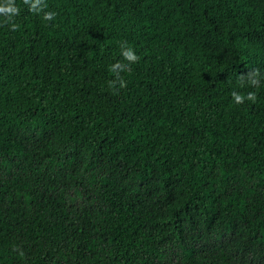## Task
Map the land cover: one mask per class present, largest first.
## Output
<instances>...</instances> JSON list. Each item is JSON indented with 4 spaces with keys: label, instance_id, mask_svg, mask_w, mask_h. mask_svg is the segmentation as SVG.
Masks as SVG:
<instances>
[{
    "label": "trees",
    "instance_id": "1",
    "mask_svg": "<svg viewBox=\"0 0 264 264\" xmlns=\"http://www.w3.org/2000/svg\"><path fill=\"white\" fill-rule=\"evenodd\" d=\"M46 2L0 26V264H264V0Z\"/></svg>",
    "mask_w": 264,
    "mask_h": 264
},
{
    "label": "clouds",
    "instance_id": "2",
    "mask_svg": "<svg viewBox=\"0 0 264 264\" xmlns=\"http://www.w3.org/2000/svg\"><path fill=\"white\" fill-rule=\"evenodd\" d=\"M22 2L29 12L41 16L43 21L51 22L55 20L57 14L47 10L46 0H22ZM19 14L20 9L16 5V0H0V26H6L11 31L19 30V25L15 22V17ZM120 57L121 59L111 64L108 69L113 77L108 81V87L114 90L113 94H118L120 90L127 88L128 85L121 74L130 72L131 65L138 63L140 59L135 49L127 43L122 44ZM262 81H264V72L259 68L251 69L246 75L237 77L240 88H259ZM231 97L236 105H242L246 100L254 103L257 99L255 92H248L247 95H244L235 90L231 93Z\"/></svg>",
    "mask_w": 264,
    "mask_h": 264
}]
</instances>
